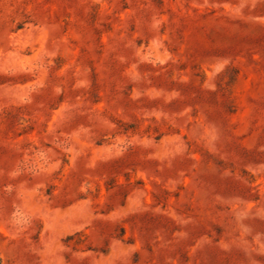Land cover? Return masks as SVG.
<instances>
[{
    "label": "rangeland",
    "instance_id": "374dc122",
    "mask_svg": "<svg viewBox=\"0 0 264 264\" xmlns=\"http://www.w3.org/2000/svg\"><path fill=\"white\" fill-rule=\"evenodd\" d=\"M0 264H264V0H0Z\"/></svg>",
    "mask_w": 264,
    "mask_h": 264
}]
</instances>
